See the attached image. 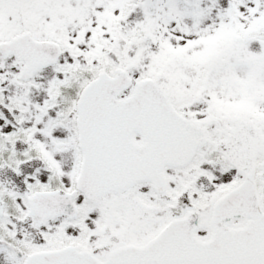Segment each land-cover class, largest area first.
Returning <instances> with one entry per match:
<instances>
[{
  "label": "snow or ice",
  "instance_id": "snow-or-ice-1",
  "mask_svg": "<svg viewBox=\"0 0 264 264\" xmlns=\"http://www.w3.org/2000/svg\"><path fill=\"white\" fill-rule=\"evenodd\" d=\"M0 264H264V0H0Z\"/></svg>",
  "mask_w": 264,
  "mask_h": 264
}]
</instances>
